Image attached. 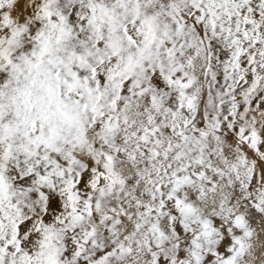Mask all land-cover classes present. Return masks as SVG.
<instances>
[{
    "label": "snow or ice",
    "instance_id": "6c2138e0",
    "mask_svg": "<svg viewBox=\"0 0 264 264\" xmlns=\"http://www.w3.org/2000/svg\"><path fill=\"white\" fill-rule=\"evenodd\" d=\"M0 264H264V0H0Z\"/></svg>",
    "mask_w": 264,
    "mask_h": 264
}]
</instances>
